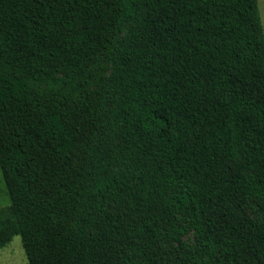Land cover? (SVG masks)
I'll return each mask as SVG.
<instances>
[{"label":"trees","instance_id":"obj_1","mask_svg":"<svg viewBox=\"0 0 264 264\" xmlns=\"http://www.w3.org/2000/svg\"><path fill=\"white\" fill-rule=\"evenodd\" d=\"M0 172L27 264H264L257 0H0Z\"/></svg>","mask_w":264,"mask_h":264},{"label":"rangeland","instance_id":"obj_2","mask_svg":"<svg viewBox=\"0 0 264 264\" xmlns=\"http://www.w3.org/2000/svg\"><path fill=\"white\" fill-rule=\"evenodd\" d=\"M257 3L264 36V0H257ZM9 205V196L6 192L0 172V208H5ZM0 264H27L26 256L21 244V238L19 236H14L0 249Z\"/></svg>","mask_w":264,"mask_h":264}]
</instances>
